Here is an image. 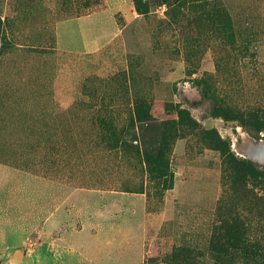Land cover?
Here are the masks:
<instances>
[{"label":"rangeland","instance_id":"1","mask_svg":"<svg viewBox=\"0 0 264 264\" xmlns=\"http://www.w3.org/2000/svg\"><path fill=\"white\" fill-rule=\"evenodd\" d=\"M260 114L264 0H0V264H264Z\"/></svg>","mask_w":264,"mask_h":264},{"label":"trees","instance_id":"2","mask_svg":"<svg viewBox=\"0 0 264 264\" xmlns=\"http://www.w3.org/2000/svg\"><path fill=\"white\" fill-rule=\"evenodd\" d=\"M262 114L259 115L261 120L259 122V126L262 127V129L264 130V117H261ZM135 120L136 123L140 124L141 126L144 125L145 123L152 122V118H150L149 116H145L144 114H142V112H135ZM254 118H256L255 115H252ZM146 126V125H145ZM260 129V128H257ZM262 130V132L264 133V131ZM203 137L206 138V141H208L209 139V143L212 144L213 148H215L216 151H219L223 154L224 158L233 166H237L239 168L240 171H242L245 175H248V177H250L251 179L254 178H263L264 179V169L263 170H258L256 168H254L253 166H251L249 163L247 162H238L236 161L232 155L228 154V150H227V145L225 144V142H223L219 137H217L216 134H214L213 132H205L203 133ZM130 150V149H129ZM134 150V149H133ZM166 149L163 145V140L161 139L156 145H155V149L152 150L153 156H154V163L152 165H147L145 168V172L147 174L148 177L151 178V180H160L163 183L166 182V175H167V169H168V165H167V161H166ZM249 193L250 190H248ZM264 201V200H263ZM255 203H253L252 206H254ZM236 225H233V228L235 229ZM234 232V230H232L230 233ZM244 235V234H243ZM228 246L231 247V249L234 251L233 254H235V252H237V254L241 255L242 258H245V256L248 255V260L250 258V256L252 257H262V254L258 253L257 248H255L254 250L250 247V245H246L244 243V239L240 240L238 242H232L230 243ZM250 248V249H249ZM226 252V251H225Z\"/></svg>","mask_w":264,"mask_h":264},{"label":"water","instance_id":"3","mask_svg":"<svg viewBox=\"0 0 264 264\" xmlns=\"http://www.w3.org/2000/svg\"><path fill=\"white\" fill-rule=\"evenodd\" d=\"M25 257L29 259L31 264H40L42 261V256H38L36 253L31 251H26L24 253Z\"/></svg>","mask_w":264,"mask_h":264}]
</instances>
